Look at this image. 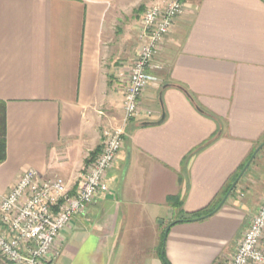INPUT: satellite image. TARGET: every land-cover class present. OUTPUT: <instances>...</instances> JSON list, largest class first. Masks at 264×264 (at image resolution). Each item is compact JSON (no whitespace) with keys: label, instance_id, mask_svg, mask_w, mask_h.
I'll use <instances>...</instances> for the list:
<instances>
[{"label":"crops","instance_id":"1","mask_svg":"<svg viewBox=\"0 0 264 264\" xmlns=\"http://www.w3.org/2000/svg\"><path fill=\"white\" fill-rule=\"evenodd\" d=\"M165 1L0 0V200L29 168L63 177L73 194L105 129L125 130L109 190L61 232L54 264H160L157 252L170 264L228 257L238 220L230 197L206 220L185 219L264 142V0H188L155 59L159 82L124 123L141 16ZM0 264L13 263L0 255Z\"/></svg>","mask_w":264,"mask_h":264},{"label":"built area","instance_id":"2","mask_svg":"<svg viewBox=\"0 0 264 264\" xmlns=\"http://www.w3.org/2000/svg\"><path fill=\"white\" fill-rule=\"evenodd\" d=\"M188 0H166L148 7L140 19L138 55L131 64L122 108L126 123L141 110L143 92L159 82L155 59L184 13ZM150 114V112H149ZM124 127L105 129L102 149L80 178L73 194L61 176L43 178L29 168L0 200V255L13 264H54L59 236L73 218L87 212L109 190L108 173L124 147ZM225 264H264V200Z\"/></svg>","mask_w":264,"mask_h":264},{"label":"rangeland","instance_id":"3","mask_svg":"<svg viewBox=\"0 0 264 264\" xmlns=\"http://www.w3.org/2000/svg\"><path fill=\"white\" fill-rule=\"evenodd\" d=\"M259 145L255 147V150L259 147ZM245 165H243V168ZM230 198L232 201H234V205L232 206V214L238 220L236 223H234L232 234L229 237L228 242L224 245V251L227 253L225 256L229 255L235 248L238 240L242 236V231L246 226H248L252 216L259 210V206L264 200V147L258 152L256 157L250 163L240 183L231 194ZM145 242L148 243L147 238H145ZM153 258H155L160 264L164 263V260L161 258L158 252ZM225 260L226 259L222 257L223 264L225 263ZM126 263H130V261H127L126 259ZM219 264H221V259L219 260Z\"/></svg>","mask_w":264,"mask_h":264},{"label":"trees","instance_id":"4","mask_svg":"<svg viewBox=\"0 0 264 264\" xmlns=\"http://www.w3.org/2000/svg\"><path fill=\"white\" fill-rule=\"evenodd\" d=\"M208 114H210V113H208ZM0 129H1V127H0ZM219 130H221V129H219ZM214 138H215V135H213L211 138L207 139L204 143H202L196 149H194L192 151V153L185 158V162L195 152H199L202 149H204L205 147H207L214 140ZM5 146H6L5 135L0 133V161H2L5 158ZM254 150L252 151V153L250 154V156L246 159V161L240 166L239 170L224 185V187L222 188V190L220 191V193L217 195V197L214 199V201H212V203L210 205H208L207 207H205L204 209L199 210V211L194 212V213H191L190 214V217L188 219H185L186 221H200V220H204V219H206V218H208V217H210V216H212V215L215 214V213H213V211L217 208V206L219 205V203L221 202V200L223 199V197L227 193V191H228L231 183L234 181V179L237 177V175L242 170L243 165H245V163L250 159V157L253 154ZM169 202L173 206H177L178 204H181V197H170L169 198ZM164 233L165 232H163V236H162L161 250H162V247H163V237H164ZM161 250H160V254H161ZM162 259L164 260V264H170L169 261H168V259H167V257H166V254L165 253H163Z\"/></svg>","mask_w":264,"mask_h":264},{"label":"water","instance_id":"5","mask_svg":"<svg viewBox=\"0 0 264 264\" xmlns=\"http://www.w3.org/2000/svg\"><path fill=\"white\" fill-rule=\"evenodd\" d=\"M165 119V113H163L162 118L158 121V122H162ZM264 147V142L262 144L259 145V147L254 151V153L252 154L251 158L249 159V161L246 163L245 167L243 168V170L241 171V173L239 174V176L237 177V179L234 181V183L231 185L230 189L228 190V192L225 194V196L223 197V199L221 200V202L219 203V205L217 206V208L213 211V213H216L218 210H220L223 205L225 204V202L227 201V199L229 198V196L231 195V192L233 191L235 185L237 184V182L240 180V178L243 176V174L245 173V171L247 170V168L249 167L250 163L253 161V159L256 157V155L258 154V152ZM212 213V214H213ZM170 226H168L166 228L165 231V236H164V243L166 241V236L168 233Z\"/></svg>","mask_w":264,"mask_h":264},{"label":"flooded vegetation","instance_id":"6","mask_svg":"<svg viewBox=\"0 0 264 264\" xmlns=\"http://www.w3.org/2000/svg\"><path fill=\"white\" fill-rule=\"evenodd\" d=\"M248 161H249V160H248ZM242 170H243V169H242ZM242 170H241V171H242ZM241 171H240V173H241ZM245 172H246V171H245ZM240 173H239V174H240ZM239 174L237 175V177L239 176ZM243 175H244V174H243ZM237 177L234 179V181L237 179ZM242 177H243V176H242ZM242 177L240 178V180H239V181L237 182V184L235 185V187H234L233 191L231 192V194L234 192V190L236 189V187H237L238 184L240 183ZM234 181L231 183V185L234 183ZM231 185H230V187H231ZM230 187H229V189H230ZM229 189H228V190H229ZM227 192H228V191H227ZM230 196H231V195H230ZM230 196H229V197H230Z\"/></svg>","mask_w":264,"mask_h":264}]
</instances>
